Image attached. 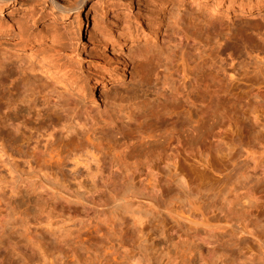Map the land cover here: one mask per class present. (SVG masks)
<instances>
[{
  "label": "rangeland",
  "instance_id": "1",
  "mask_svg": "<svg viewBox=\"0 0 264 264\" xmlns=\"http://www.w3.org/2000/svg\"><path fill=\"white\" fill-rule=\"evenodd\" d=\"M233 1L259 0H87L85 27L77 10L63 18L40 0L0 12V97L11 98L0 111H17L21 129L0 125L20 152L19 168L0 154V264H264V57L248 52L264 51V32L245 31L252 15L239 24L227 17ZM156 6L165 23L155 39L101 48V32L135 33ZM207 20L225 36L221 52L199 32ZM24 37L37 51H60L85 85L114 50L127 58V75L87 111L92 103L72 101L68 80L19 73L14 42ZM218 78L233 87L230 105L222 89L211 96ZM211 98L215 120L199 121ZM31 102L45 107L36 121ZM88 143L95 177L67 161L72 151L85 159Z\"/></svg>",
  "mask_w": 264,
  "mask_h": 264
},
{
  "label": "bare ground",
  "instance_id": "2",
  "mask_svg": "<svg viewBox=\"0 0 264 264\" xmlns=\"http://www.w3.org/2000/svg\"><path fill=\"white\" fill-rule=\"evenodd\" d=\"M14 1H16V0H0V12H2L6 6H8L9 4H12ZM40 1H43L45 4L50 3L52 5L51 10L54 11L55 14L60 15V17H63V18H66L73 10H77L79 12L78 19H79L80 25H82L83 27L86 26L87 21H88V18H87L88 12L85 13V16H82L80 12L84 8V5L86 4L87 0H77L75 2L73 1L72 5H71V3L66 4L64 2H61L60 0H40ZM228 9H229V7H228ZM147 14H148V12H147ZM230 14L235 15V18H236V21H238V24L243 23L244 22L243 20H245L246 16L252 15V18L255 20H251V21H247V22L245 21L243 23V24H245V25H243L244 29H246L245 31H252V33H254V34H255V32L259 33V34L264 32V0H259L258 2L254 3L253 5L245 4L242 1H240L238 3L236 1H233V5L231 6L230 12L228 11L226 13L227 17H229ZM209 15H211V14H209ZM225 19H228V18H225ZM143 21H144L143 25L136 27L135 33H131V31L126 33V30L124 27H122V29L119 31L117 37L116 36L109 37L106 34H104L103 32H101L100 37H99L100 38L99 43H100L101 48L106 49L107 44H109L110 42H115L116 39L118 41L117 42L118 47L119 46L122 47L129 42L138 41L141 39L147 40L151 37L155 39L161 33L162 27L165 23L164 10L162 8L156 6V8L154 10H152V13H150V14H148V16L144 17V20H142V22ZM209 21L210 20H207L206 22L203 23V26H201V29L199 32L202 34L203 37H206L207 42L210 45L214 46V47H212L214 52L216 50V53H218V51H220V52L222 51V49H220L221 46L223 44H226L227 42H224V41L221 42L222 39H220V36L223 34H221V35L218 34L217 31L212 27L213 25L210 24L211 21L210 22ZM239 21H243V22H239ZM126 34H128V36ZM254 34H251V35H254ZM228 35H229V33H226V36H228ZM224 37L225 36L223 35V38ZM232 38H233V36H232ZM250 38L252 39L254 37L250 36ZM233 39L231 41L236 42L238 37H236V40H233ZM246 39H247V37H246ZM249 39H247V41H249ZM238 42L239 41L237 40L236 43H238ZM244 43H246V42H244ZM32 44H33L32 40L30 38L25 39V37L23 39L18 40L17 42H14V45H16V46L14 47L15 57H13V58L14 59H20L19 63H17V66H18L17 70L19 71V73H21L22 70L29 69L30 72H33V73L38 72L42 78L44 77L46 79L57 80L59 83H62L64 80H68L67 81L68 86H64L65 91H69V89L71 88L72 89V95L74 94V97L78 96L82 100H85V101L89 100L90 103H92L91 105L84 108L87 111H92L93 108H95V106L93 104L98 101L99 93L103 87H105L106 85H110L109 89H118L119 88V82L124 80L125 76L127 75L126 68L129 64L128 61L126 60L127 58L125 59L122 56L121 52L114 50L113 54H111L110 56L105 55L106 57H104L105 61H107L109 63L110 67L95 72L94 76L92 77V79L90 81V85H85L83 78L80 77L81 72L79 71L80 72V74H79L78 70H76L75 67H73V65L71 66L68 63L66 64V62L64 61L65 59L62 60V56H61L60 51L58 53H57V51L55 53H54V51L53 52H51V51H41L40 52V51L35 50V48ZM243 44L240 43V45L244 49H246L244 47L245 44L244 45ZM249 47H250V49L249 50L247 49L248 52H250V53L257 52L258 56L262 55L264 57V51L258 50L256 48H254L252 45ZM229 48H230V46L227 45L226 50ZM7 52H8V54L10 53L9 51H7ZM223 52H225V50ZM228 56L231 58L230 53L228 54ZM263 57H262V59H263ZM10 59H12V58L10 57ZM5 60H6V58H5ZM6 61H8V60H6ZM4 63L5 62L3 61L1 64H4ZM10 71H12V70H10ZM33 73H29L28 76H30V78H33ZM223 73L225 74L226 72H223ZM229 76H231V78L233 79L232 75H228V76L225 75V78H227V77L230 78ZM0 79H1V77H0ZM226 80H228V79H226ZM230 80L228 81V83L230 82ZM213 83H218V87L216 88V86H213L217 90L212 88L214 90L213 91L214 94L211 91V93L213 95L209 94V96L211 95L212 97H214L216 95L215 93L218 91V88L222 89L226 92L224 101H225V103H229L234 97V95L232 94V92H233L232 88L233 87L230 88L232 85L230 84L231 85L230 86L227 83L226 88L231 89V90H227V89H224L225 84H224L223 80L219 79V80H217V82L213 81L212 85H213ZM212 85H210L209 87L207 86V90H208L207 92L208 93L210 92L209 90H210ZM207 92H206V94H207ZM51 99H53V98H51ZM76 99L77 98L75 97L74 99H72V101H76ZM10 100H11L10 97L9 98L0 97V103H3L4 101L9 102ZM205 100H206V98H205ZM233 101H235V100H233ZM209 102H210L209 105L207 103L208 106L206 105L205 108L202 106L204 109L199 110V111H201V113H199V114H201V116L199 115L201 117V118L199 117V119H200L199 121H202L201 119H203V121L215 120L216 114H217V112H216L217 108L215 107L214 108L215 110H214L213 107H214V105H216L215 104L216 101H215V99L211 98V101H209ZM48 103H51L54 106L59 104V102L57 100H48ZM31 104H32V102H31ZM231 104H234V102H232ZM32 105L35 108H34L33 113H30L32 116L29 117L30 118L29 121L30 120L36 121L38 118L41 117V111H43L45 107L43 108L42 106H36L34 104H32ZM227 105H230V103ZM14 111L15 110H11L10 108H9V111L4 112V113H2L0 111V125H1V128L3 130H5V131L11 130L12 133L17 134V133H20L21 129H20L18 124H17L18 127L15 126V123H17V122L14 123V120H13ZM15 112H17V111H15ZM14 115L16 117V114H14ZM204 124L206 125V122H204ZM51 126L53 127V123H51ZM206 126L208 127V125H206ZM206 126H205V130L208 129ZM24 127H25V125H24ZM203 127H204V125L201 128H203ZM201 128L196 129L198 131L195 132L194 135L192 136L193 139H197L198 136L201 133H203V131H201V130H203L204 128L203 129H201ZM29 131H32V128H29ZM177 133L178 132H176V134ZM206 133H207V130H206ZM172 138L174 141L177 140L176 136H173ZM168 145L169 146L165 147V148L171 149L172 144L170 143ZM83 152H84L85 156H87V157H83L85 159L75 158L77 155V152L72 151L69 154L67 153L68 154V155H66L68 158L67 161L69 162L70 159H72V158L75 159L73 161L75 162L74 165L76 167L83 165L82 167H84V168H82V169H84L86 171L85 173L90 174V175L92 174L93 175L92 177H95L97 175L96 173L98 172V169L100 168L99 162H98V160H99L98 155H96L95 152H92V144L91 143H88L85 146ZM19 153L20 152L14 150V147H12V145H9L6 143L5 137L3 136V134L0 133V154L2 157L6 158V161H7L6 164L11 165L14 168H19V162H18V160H16V157H20ZM64 159H66V158H64ZM71 162L72 161H70V163ZM26 164H28V166L31 170H32V167H34L33 166L34 164H32L31 161H28V162L26 161ZM177 164H178V162H177V160H175L174 165L177 166ZM71 166H73V165H71ZM25 167H23V168H25ZM46 169H47L46 167H39L38 168V170H40L41 172L45 171ZM6 170L10 171V168H8ZM33 170H35V168ZM45 172H44V174H46ZM156 179H157V177H156Z\"/></svg>",
  "mask_w": 264,
  "mask_h": 264
}]
</instances>
